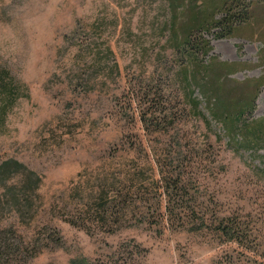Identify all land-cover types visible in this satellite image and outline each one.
I'll list each match as a JSON object with an SVG mask.
<instances>
[{"label": "rangeland", "instance_id": "rangeland-1", "mask_svg": "<svg viewBox=\"0 0 264 264\" xmlns=\"http://www.w3.org/2000/svg\"><path fill=\"white\" fill-rule=\"evenodd\" d=\"M250 1L253 25L239 27L237 37L216 39L213 30L193 40L212 49L193 52L202 67L238 68L225 90L264 83V0ZM199 11L183 9L178 29ZM173 22L169 0H0V74L8 72L21 95L0 129V163L16 159L40 176L39 214L53 207L83 212L105 189L114 200L112 183L135 174L149 187L147 195L132 191L126 220L99 226L94 236L54 221L63 246L32 264H264L262 254L245 251L264 245V150H233L200 90L201 114L189 103L183 71L194 57L175 46ZM149 118L158 124L144 123ZM260 119L264 86L245 117ZM172 177L181 178L186 200H194L189 206L210 225L214 218L238 220L249 234L245 248L216 234V224L196 231L187 220L164 219L172 207L151 184ZM13 215L5 212V224L16 222Z\"/></svg>", "mask_w": 264, "mask_h": 264}, {"label": "trees", "instance_id": "trees-1", "mask_svg": "<svg viewBox=\"0 0 264 264\" xmlns=\"http://www.w3.org/2000/svg\"><path fill=\"white\" fill-rule=\"evenodd\" d=\"M170 9L173 13L175 28L173 37L175 46L182 51L203 52L209 55L212 49L208 41H202L199 48L193 44L196 34H210L217 30L216 39H226L237 37L239 27L242 25H253L255 18V6L250 0H169ZM200 10V16L194 17L189 25H183L178 29L176 21L181 17V11L188 9ZM183 16V15H182ZM221 16L220 19L218 17ZM172 29V30H173ZM191 57H189L190 59ZM194 60H189V67L183 71V79L187 91L189 103L199 114L201 105L195 96L196 90H200L204 96L209 111L216 122L223 126L225 135L229 138L230 147L235 151H245L257 153L264 150V119L253 120L248 123L246 116H252L255 111V102L259 96V89L264 86L261 80L251 81L241 88L225 90L223 83L233 81L230 79L234 75L233 71L238 68L229 64H222L221 67L211 69L199 65ZM195 61V62H194ZM192 66V67H191ZM222 71V72H221ZM232 71V72H231ZM205 76H201V75ZM247 87H253V91L245 95ZM246 96H251L248 99ZM21 95L15 87V81L8 72L0 74V129L6 127L7 119ZM247 102H244V98ZM244 102V103H243ZM201 114V113H200ZM158 124L154 118L145 120L144 123ZM143 175V174H142ZM132 175L126 181L112 183V187L117 188V195L114 200H109L106 189L100 196L91 197L89 204L84 205L83 212L71 214L66 209L59 210V207L51 208L49 215H41L36 210L35 198L38 196L42 180L33 170L24 163L16 159H4L0 163V264H32L45 250L63 246L64 240L54 221L61 220L70 226L83 230L89 236H94L99 226L102 230L108 229L111 224L120 225L127 219L125 211L128 209L129 201L135 198V192L149 193L144 176ZM20 179L21 183L15 186L9 184L13 179ZM167 179V180H166ZM161 185L160 180L155 181L151 186L155 192L163 197L164 193L168 198V204L172 208L167 209L164 219L174 222L188 221L196 231L204 229L215 232L227 242L237 241L243 248L245 242L249 240L247 229L239 225L234 218L217 219L214 218L212 224L204 216H199L195 209L189 206L194 200L188 198L187 187L183 185L180 177L166 178ZM131 183L126 188L127 183ZM181 202V203H180ZM182 205L177 207V205ZM179 208H184L179 210ZM185 209H190L188 212ZM7 210L14 212L16 222L5 224L3 216ZM124 211V213H123ZM122 214V215H121ZM162 218V215L159 216ZM145 219V216L143 217ZM142 220V221H143ZM24 227L31 232L30 236H22L18 227ZM210 227V228H209ZM106 233V232H104ZM109 233V232H107ZM262 248L246 247L245 251L252 256L264 259V245ZM253 249V250H252ZM256 262V258H253ZM70 264H91L86 259H74ZM234 264V262L232 263Z\"/></svg>", "mask_w": 264, "mask_h": 264}]
</instances>
